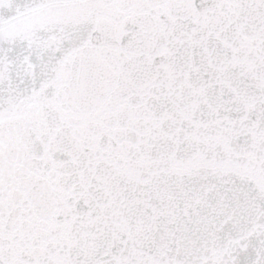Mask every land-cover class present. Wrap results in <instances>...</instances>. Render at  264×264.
Returning a JSON list of instances; mask_svg holds the SVG:
<instances>
[{
  "label": "snow or ice",
  "instance_id": "6c2138e0",
  "mask_svg": "<svg viewBox=\"0 0 264 264\" xmlns=\"http://www.w3.org/2000/svg\"><path fill=\"white\" fill-rule=\"evenodd\" d=\"M0 264H264V0H0Z\"/></svg>",
  "mask_w": 264,
  "mask_h": 264
}]
</instances>
